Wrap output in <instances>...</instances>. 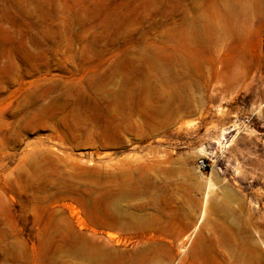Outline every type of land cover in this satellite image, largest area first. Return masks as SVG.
Segmentation results:
<instances>
[{
  "label": "rangeland",
  "instance_id": "rangeland-1",
  "mask_svg": "<svg viewBox=\"0 0 264 264\" xmlns=\"http://www.w3.org/2000/svg\"><path fill=\"white\" fill-rule=\"evenodd\" d=\"M0 264H264V0H0Z\"/></svg>",
  "mask_w": 264,
  "mask_h": 264
},
{
  "label": "built area",
  "instance_id": "built-area-1",
  "mask_svg": "<svg viewBox=\"0 0 264 264\" xmlns=\"http://www.w3.org/2000/svg\"><path fill=\"white\" fill-rule=\"evenodd\" d=\"M202 165L204 166V163Z\"/></svg>",
  "mask_w": 264,
  "mask_h": 264
}]
</instances>
